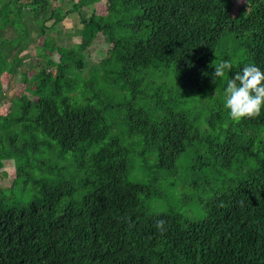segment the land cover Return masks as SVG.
I'll use <instances>...</instances> for the list:
<instances>
[{"label": "trees", "instance_id": "obj_1", "mask_svg": "<svg viewBox=\"0 0 264 264\" xmlns=\"http://www.w3.org/2000/svg\"><path fill=\"white\" fill-rule=\"evenodd\" d=\"M102 1L0 0V91L19 74L33 97L0 113V264H264V111L233 120L223 101L245 63L264 68V0ZM73 14L79 41L64 45ZM149 154L151 182L131 180V158ZM188 155L204 217L148 212ZM21 183L34 195L12 202Z\"/></svg>", "mask_w": 264, "mask_h": 264}, {"label": "rangeland", "instance_id": "obj_2", "mask_svg": "<svg viewBox=\"0 0 264 264\" xmlns=\"http://www.w3.org/2000/svg\"><path fill=\"white\" fill-rule=\"evenodd\" d=\"M68 1V0H66ZM105 0L95 6V9H98L99 12H102L106 9ZM55 3H59L58 0H55ZM64 8H69L68 4H64ZM88 13L91 12V9L87 10ZM52 23V22H51ZM51 23H47V25H51ZM80 27V19L76 14L71 15L69 18L64 20L62 24H59L58 28L60 31L59 40L57 42H62L64 45H73L74 43L79 41V37L75 34L77 33V29ZM37 32V28L35 29ZM37 38V36H35ZM41 42V40H40ZM37 44V42H36ZM36 44H31L28 48V51L24 53L21 58V62H19L18 69L21 72L30 71V66L33 65V57L35 55ZM26 93V83L21 75L16 74L15 76L6 77L3 79L2 90L0 91V113L7 114L9 101L11 99L22 96ZM30 98H33L31 95L27 94ZM114 95H117L114 93ZM116 102H121L122 97H115ZM199 102V100H197ZM195 102H192L193 104ZM118 110H115L112 114L116 115ZM135 152L141 151L134 150ZM73 154H68L67 157L72 159ZM131 167L129 170V178L136 182L149 183L151 182L153 176L149 173H144V167L146 169L154 167L155 157L151 154L147 155L145 159L140 158L138 156H134L131 158ZM145 162H147L145 164ZM76 163V162H75ZM183 163V176L182 177H169L167 175H163L161 179L158 181V185L160 187V191L162 194L161 200L159 199H151L146 201V209L150 213H162V212H177L182 214L184 217L193 218V219H201L204 217L205 212L203 209V204L206 202V197H208L207 192L195 191L191 187H184V182L186 178V174L184 169L190 163V156H186L182 160ZM6 167H13V163H7ZM69 170V169H68ZM2 172V171H1ZM4 173V172H3ZM0 174V187L5 189L9 188L12 180L9 177H5L4 174ZM34 191L31 185L25 186L24 184H18L15 188L9 189L7 191V196L11 199L12 202L18 203H27L33 197Z\"/></svg>", "mask_w": 264, "mask_h": 264}, {"label": "clouds", "instance_id": "obj_3", "mask_svg": "<svg viewBox=\"0 0 264 264\" xmlns=\"http://www.w3.org/2000/svg\"><path fill=\"white\" fill-rule=\"evenodd\" d=\"M236 62V58L230 57L214 63L213 79L222 81L226 74L233 70ZM223 101L233 120L258 115L264 111V68L254 62L245 63L242 69L227 80L223 90ZM164 223V220L158 222L157 227L160 231L165 230Z\"/></svg>", "mask_w": 264, "mask_h": 264}]
</instances>
